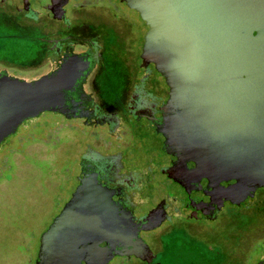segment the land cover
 Listing matches in <instances>:
<instances>
[{
	"label": "water",
	"instance_id": "95a60500",
	"mask_svg": "<svg viewBox=\"0 0 264 264\" xmlns=\"http://www.w3.org/2000/svg\"><path fill=\"white\" fill-rule=\"evenodd\" d=\"M120 1L142 21L141 61L163 82L157 132L182 173L177 182L204 185L206 202L251 198L264 187V0ZM66 76L0 79V141L23 119L61 112ZM93 197L76 188L40 234L34 264H105L95 243L125 245ZM133 243L115 253L150 254Z\"/></svg>",
	"mask_w": 264,
	"mask_h": 264
},
{
	"label": "flooded vegetation",
	"instance_id": "af4514ba",
	"mask_svg": "<svg viewBox=\"0 0 264 264\" xmlns=\"http://www.w3.org/2000/svg\"><path fill=\"white\" fill-rule=\"evenodd\" d=\"M32 3L33 0H0V26L4 24L11 29L19 25L17 19L23 21L32 34L35 30L32 39L39 48V52L32 55L24 77H16L0 68V79L7 76L33 82L40 77H51L60 69L68 77L66 87L60 90L61 112L46 111L66 119H79L90 134L84 150L74 160L73 187L59 211L81 183L87 192L94 194L93 200L98 204L103 221L109 222L125 242L113 247L108 243H95L99 260L108 259L105 264L113 260L124 264L131 259L139 264H162L158 255L167 252L168 243L165 236L158 235L162 230L168 234L175 230L185 238L186 241L176 245L181 255L187 256L185 263L192 258L198 262L196 264L215 260L219 256L216 247L192 241L189 227L212 224L226 205L236 207L246 204L247 200L238 205L220 199L206 202L204 185L177 182L182 173L157 132L162 97L151 91L149 82L156 80L157 74L150 64L138 59L131 69L121 56L116 59L122 70L119 84L106 87L93 78L103 61V37L89 11L96 5L102 6L105 14L102 21H119L130 11L144 28L137 12L120 0H39L36 6ZM114 29L121 35L119 24ZM134 146H137L135 156L139 150L156 148L157 159L152 161L142 156L137 159V166L127 167L126 148ZM143 158L145 163L141 165L139 159ZM19 230L22 236L18 243L22 247L28 242L33 225L26 222ZM137 239L150 251L143 254V259L115 253L131 248ZM38 247L39 238L32 264ZM22 253L24 255V251ZM108 253L112 256L108 257Z\"/></svg>",
	"mask_w": 264,
	"mask_h": 264
},
{
	"label": "rangeland",
	"instance_id": "374dc122",
	"mask_svg": "<svg viewBox=\"0 0 264 264\" xmlns=\"http://www.w3.org/2000/svg\"><path fill=\"white\" fill-rule=\"evenodd\" d=\"M32 4L40 3L33 0ZM93 8L88 10L103 37V61L93 78L99 85L114 87L120 83L122 73L116 59L122 56L131 67L136 65L138 59L141 60L145 30L130 11L125 12L119 21H102L104 8L100 5ZM17 22L20 26L11 29L4 24L0 26V68L16 77H24L32 55L38 53L39 48L32 39L35 30L32 34L23 21L17 19ZM118 24L121 35L114 29ZM149 85L154 95L160 97L164 94L162 81L152 79ZM88 130L79 119H66L59 114L42 111L23 120L1 141L0 264H32L40 234L60 210L64 197L73 187L74 160L86 146ZM136 147L126 148L127 167L134 168L142 156L150 157L152 161L157 159L156 148L139 150L135 156ZM144 158L139 159L141 165L145 163ZM26 222L32 223L33 231L28 242L21 247L18 243L22 236L19 228ZM188 233L195 243H208L219 251L215 260H205L202 264H254L263 259L264 187L257 188L246 204L226 205L216 222L201 228L190 226ZM158 235L165 236L168 242L167 252L158 251L162 264L198 263L195 258L185 263L187 256L181 255L176 246L186 241L179 232L172 230V234H168L162 230ZM109 264L118 262L113 260ZM124 264L139 263L131 259Z\"/></svg>",
	"mask_w": 264,
	"mask_h": 264
}]
</instances>
